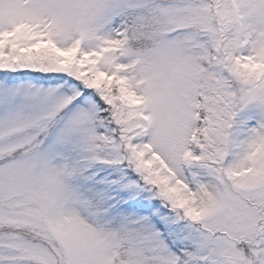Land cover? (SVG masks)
Masks as SVG:
<instances>
[{
  "label": "snow or ice",
  "instance_id": "1",
  "mask_svg": "<svg viewBox=\"0 0 264 264\" xmlns=\"http://www.w3.org/2000/svg\"><path fill=\"white\" fill-rule=\"evenodd\" d=\"M0 264H264V0H0Z\"/></svg>",
  "mask_w": 264,
  "mask_h": 264
}]
</instances>
